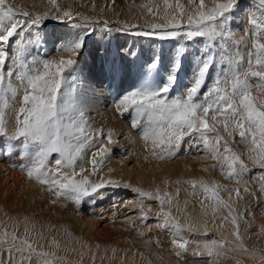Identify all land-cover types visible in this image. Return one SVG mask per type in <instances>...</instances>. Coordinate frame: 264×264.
I'll use <instances>...</instances> for the list:
<instances>
[{
    "label": "snow or ice",
    "instance_id": "snow-or-ice-1",
    "mask_svg": "<svg viewBox=\"0 0 264 264\" xmlns=\"http://www.w3.org/2000/svg\"><path fill=\"white\" fill-rule=\"evenodd\" d=\"M49 2L56 4V0ZM189 3L198 10L189 13L178 2L173 7L168 0H164V22L151 24V29L162 33V39L183 35L188 39L206 37L207 41L211 42H206L203 47L200 65L191 87L180 96L170 97L171 85L176 79L175 75L171 74L167 78L168 83L162 87H145L126 94L117 102L116 110L121 113H135L131 116L132 127L142 128V138L145 141L151 138L154 144L162 145L169 157L176 156L182 144H188L197 151L203 148L204 155L220 160L219 148L222 147L230 154L223 156L221 166L226 165L227 178L235 179L239 183L250 169L243 163L240 155L232 152L228 141L220 136L217 129L223 127L227 135L233 138L238 132L241 143H250L253 146L249 158L255 161L252 153H258L259 163L264 167V100L257 101L253 97V91L264 96V0H259V17L250 14L248 23L251 27H245L244 35L239 37L233 30L232 21L234 10L240 6V0H213L210 8L205 5L204 0H199L198 5L196 0H189ZM168 9H171V12ZM177 10L179 20L175 15ZM148 11L152 13V8L149 7ZM153 15L160 18L158 13ZM18 16L23 17V20L18 19ZM168 16H171V19H168ZM48 18L47 13L33 16L8 3V0H0V105L9 108V99H16L18 89H23L24 92L22 106L15 117L11 134L5 126L3 116L0 115V137H7L8 141L14 142L10 143V148L0 146V154L11 155L16 145L21 147L24 155L28 154L30 147L35 148V161L31 166L22 168L27 172L28 178H34L42 185H56L49 190L57 197L73 196L79 202L81 198L88 197L104 187L103 182L90 184L87 176L79 180L74 178L77 175V161L84 162L82 154L94 143L93 134L89 131L85 119L87 105L83 101L77 105L75 101V84L78 77L74 75V71L77 57L84 47V39L80 37L57 49L71 53L72 56L68 59L61 57L58 61L40 60L39 53L36 52L30 68L27 63L19 60V56L29 46L35 49L36 30ZM52 18L61 21L67 18L72 21L73 15L70 11H64L62 16ZM83 19L87 20L86 17ZM182 29L185 30L181 32ZM248 36L251 37V47L246 40ZM12 44L16 45L15 50L12 49ZM13 51L17 54L11 55ZM245 58L246 67L243 63ZM9 59L12 65L16 66L15 79L19 81L18 85L13 84L14 67L8 65ZM40 64L43 66L42 72ZM217 66L220 75L207 87L206 82L211 73L217 71ZM155 67V63L149 65L150 70ZM69 75L74 86L61 96L60 91L68 83ZM250 78H256L257 82L253 83ZM141 119L145 121L143 125ZM111 135L109 132V141ZM107 151V148L101 146V156ZM53 153L57 154L55 170L48 166L49 157ZM95 163L93 160L94 168ZM62 168L66 169L63 173ZM84 171L81 167L80 172ZM189 183L193 187V194H196V186L199 183L207 198L227 207L229 213L234 211L230 204L220 199L217 188H210L202 180ZM135 191L142 198L159 200L162 205L164 203L159 194L153 197L151 193L141 189ZM227 191L229 195L232 191L239 195L238 188ZM244 191L248 189L245 188ZM261 191H264V184ZM140 211L143 213V208ZM213 211L216 209L213 208ZM142 218L147 221L146 214ZM232 222L236 224L235 217ZM158 226L174 230V252L178 259H183V253L188 251L189 243L181 235L184 225L172 218L169 212H163L158 217ZM234 235L237 243L214 239L205 242L203 250H197L194 255H206L207 264H212L227 251H234L246 253L258 261V264H264V253L250 252L244 247L238 230ZM5 254L7 259L0 260V264H52L49 253L39 250L28 239L21 238L15 232H5L4 238L0 240V255Z\"/></svg>",
    "mask_w": 264,
    "mask_h": 264
},
{
    "label": "bare ground",
    "instance_id": "bare-ground-1",
    "mask_svg": "<svg viewBox=\"0 0 264 264\" xmlns=\"http://www.w3.org/2000/svg\"><path fill=\"white\" fill-rule=\"evenodd\" d=\"M89 1L92 2V0ZM97 1L100 2V4H98L99 7L97 11L99 14L101 13L100 15L102 17L109 18L113 13L116 14L115 18H111L109 20L106 19L108 23H110V25L116 24L115 28H112L114 30L117 29L116 26L119 25L118 23H114L112 21L117 20L119 11L121 13H125L122 16L126 19L137 21V24L141 25V20L147 19L148 17L146 15H153V13H158L160 18H157L156 15L154 16L156 17V19H159L160 22H164V0H159L156 4L150 3L148 2V0H133L132 2H129V5H125V7L123 6L122 1L120 2L119 0ZM82 2H84V0H82ZM177 2L183 5L184 10L189 13L198 10L194 9L190 5L189 0H168V3L173 7H175ZM204 3L207 7L210 8L213 5V0H204ZM196 4H199V0H196ZM109 5L111 10L106 11L105 7ZM149 7L152 8V13H149ZM132 11H138V15L135 16ZM168 11L171 12V9H168ZM30 14H32V12H30ZM175 15L177 20H179V10H177ZM236 16L237 13H235L234 19H238L236 18ZM244 17H240L241 19L239 18L238 22L240 21V23H245ZM82 18H85V16H80V19ZM18 19L23 20V17L18 16ZM89 19L94 20L93 18ZM168 19H171V16H168ZM248 21L249 18H247V22ZM246 26L251 27L249 23H247ZM110 33H114V31H111ZM117 35V37H119V40L117 41V43L115 41V44H117L118 46L121 45L120 47H118L116 50H113V48H110L105 44L106 41H102L101 44L93 43V46H96V51L95 56L89 59L90 64L82 65L80 63L78 65L77 60L74 71V75L78 77V80L75 84V101L77 105H79L81 101L86 103L87 107L85 109V113L89 115H98L100 114V104L98 103V101L101 99H104L101 101H105L106 99L109 100L111 97H113L114 99L112 101V104L110 105L112 109L103 116L99 115V119L104 120L102 124L106 126L105 129H102V132L106 138L109 134L107 132V129H109L110 131H116L118 127L121 128V126L116 127L110 125L105 121V119L102 118L104 117L108 119L109 117H116L118 113H120L116 110V105L120 100V97L122 98L133 90L140 88L148 87L157 89L159 87H162L165 85V80L171 74H174L176 77L175 84L176 87H179V91H176V93L170 91L169 96H180L185 92L187 88L191 87L196 77V73L200 65V55L203 51L205 43H211L210 41H207L206 37H197L191 39L193 43L190 46L181 44V39L178 36L174 39H164V44H157V47L162 48L164 51L170 50L173 58L171 60H164L161 67L156 66L155 68L150 70L149 65H152L157 61L156 56L151 55L152 53H145L147 52L146 47L140 49V52L143 54L145 53V56H138L137 50H139V48H137V46L139 41H136V39L133 37L134 35H132L128 31V29L118 31ZM236 35L240 36L238 34ZM107 36H109L108 38H115L113 37L115 35L111 37L110 34H108ZM124 36H127L129 38H123ZM25 39H27V36L25 37ZM43 39H45V43L46 45L48 44V46H50V43H53L48 32L45 34V37ZM70 40H66V42L69 43ZM246 40L248 46L251 47V37H246ZM196 41L199 42L198 47L200 50H198V53L192 51V47L197 45ZM34 43L35 46L36 44H38L36 34ZM12 49H16L15 44L12 45ZM25 51L29 52L28 56L23 53L19 56V60L27 63L30 68L32 57H34L37 52L36 47L35 49H33L31 46H29ZM31 51L33 52L31 53ZM16 54L17 53L15 51L11 53V55ZM62 57L65 58V56ZM129 57L133 59H130L129 62L125 63V65H129L128 67L130 69V72L127 73V76L130 79L127 80L126 77H123V79L121 78L120 80L118 75H116V73L118 72V63L120 61H127ZM60 58H47L45 57V55L40 53L38 57V59L40 60L47 59L56 61H58ZM69 58H71V56ZM7 63L9 66L14 67V75L12 77V81L14 85H18L19 81L15 79L16 66L12 65L11 59H9ZM243 63L246 67L247 58H245V61ZM94 66L100 75L97 78L96 82V85L98 86L96 95V85L93 84L91 86V89L87 86L86 83H81L84 75L87 78L90 77V74L87 73L86 70H92ZM171 66H173L175 69L171 68ZM39 68L42 72V64L39 65ZM119 68H122V66H119ZM106 69H108V71ZM67 71L68 70H66V72ZM139 71L140 75L138 78L137 76H133V74H139ZM6 74L7 73L5 70V75ZM218 75H220L219 66H217V71H213L211 73V76L206 82L207 87H210L212 85L215 77ZM250 79L253 83L257 82L256 78ZM106 80L110 81L107 82ZM175 84H172L171 88ZM78 85L80 87V91ZM73 86L74 85L72 84V77L71 75H69L68 83L62 87L60 95L63 96L64 92L69 91ZM100 87L103 90H101ZM110 92L112 96L110 95ZM23 94V89H18L16 99H9V108H5L3 107V105H0V115L3 116V120L9 134H11V132L14 130L15 117L18 113L19 107L22 106ZM89 96H92V98ZM253 97L257 101L264 100V96L259 95L257 91H253ZM142 123H145L143 119ZM89 131L93 134L92 138L94 140V143L90 148L85 149L84 153L82 154L84 162L81 163L79 160L77 161V175L74 178L79 180L82 177L87 176L90 184H99L103 182L104 187L98 189L96 193H93L88 197L81 198L79 202H77V200L73 196L57 197L53 191L49 190V188H55L56 185H50L47 183L42 185L34 178H28L27 172L25 170H22V168L31 166L35 161V148L30 147L28 149V154L24 155L21 147L19 145H16L12 149L11 155L0 154V240L3 239L4 232H15L21 238H26L33 242V244L36 245L39 250L49 253V259L52 261V264L196 263L198 260L194 258H191L193 260H190L187 256V258L184 256L183 259H178L174 252L173 242H168L166 240L165 236L162 233L163 228L159 226L152 230V234H145L142 237L138 236L139 238H135V235H131L129 233H121L119 235H115L107 231H102V233H98V231H96H100V229H98V222L95 221L92 216H89V213L87 214V212H85V207L95 208L97 205L96 202H101L104 199L109 198L108 195H118L120 193V189L117 188L115 189V191H113L111 187L113 185L121 183L122 185L126 184L129 186H134L136 189H141L144 192H149L153 195V197L159 194L160 197L164 200L163 205L159 200H149L148 198H145L148 202H156L155 209L159 217L163 212H169L172 218H174L180 224L184 225V230L188 233L186 240L189 241L191 249L194 250L190 251L193 253V255L197 250L203 249V245L205 242H210L214 239L225 240L231 243L234 242L233 244L237 243L234 235L237 230L244 247L253 249L254 253L257 254L264 253V237L263 240H261L262 243L260 245H255V243L254 245H248L246 235L249 233V227L247 228L245 226L247 224H245L244 226L241 225L239 227V221L242 220V210L245 209L243 208L244 206L247 208L248 214L246 217V222H249L250 220H259L261 218L259 214L264 212V191H261V186L264 183L262 180H252V178L243 176L241 179L242 184H250L252 193L248 194L247 191H244L245 188L242 187L243 189L239 190V195H237L235 191H232L231 195H229V192L227 190H235L236 188H225V183L223 182L224 180L222 178H214V173H212L214 171L209 174L208 172L210 171H208L207 168L211 167L210 164H194L192 162L194 158L192 157V152L190 153L189 149L191 148L188 144H182L181 149L179 150V152H177L176 156L169 157L167 150H164L163 146L159 143H156L154 148L159 149V151H161V154H154L156 156L153 158L154 160L147 163L139 160V156L137 155V146L134 147L132 144L128 148L129 156L133 154L134 156H132L134 158V161H138L133 165L130 164L129 166H127V162L125 160H122L124 159V157L121 155V148H117L118 162H115L114 164L111 163L107 168L102 169V171H104L103 174L100 175L99 172H95L101 170V166L99 165V163L103 161L109 162L111 160L110 146H108L109 144L107 145L103 142H100V130H95L94 127L91 126L89 128ZM219 134L221 137H223L224 140L228 141L229 146L234 145L235 142H233V137H229L227 135V132ZM237 134L238 132L235 133L234 136L236 137ZM125 135H127V137H125V143L135 144L139 141L135 139L132 142L134 136L133 133L126 132ZM10 143L14 142L8 141L7 137H0V146L10 148ZM95 143L98 146L101 144V146L107 148V153L101 156V153H98V151L90 152V149L94 146ZM240 144L242 145V148L236 146L234 150H232V152L240 155L243 163L247 165L250 170L253 169L252 171L256 169V173L258 172L259 177L262 178L264 174L261 175L258 171L262 170L263 168L260 166L258 153H252V155L256 158L254 161V159L249 158V152L253 146H251L250 143ZM152 145L153 142L151 146ZM156 146L158 148H156ZM95 152L96 154L93 155V153ZM219 152L221 154V159H213V162L217 163L221 170H225L222 174L228 181L235 182V179L227 178L226 173L228 169L226 165H224L223 167L221 166L223 156L229 155L230 153L225 152L222 147L219 148ZM161 156H163V158L160 159ZM56 158V153H53L49 157L48 166L53 170H55L57 167L55 165ZM155 158H157L156 161ZM248 159H250V162L252 163L251 165L249 164ZM93 160L96 161L95 168L92 164ZM121 160L122 162H119ZM81 167L85 169L83 173L80 172ZM199 170L204 171L199 172ZM64 171H66V169L62 168L61 173H63ZM68 174L71 175L70 172ZM193 180H196L198 182L202 180L210 188H217L219 190L218 194L220 199L227 204H230L234 211L229 213L227 207L218 205L216 201L207 198L199 183H197L196 186V194H193V187L191 183H189ZM110 181L118 183H110ZM148 182H150L151 186H148ZM208 195L210 196V194ZM245 195H247V197H245ZM53 201H55V203H53ZM99 205L101 206V204ZM213 208L216 209L215 212L213 211ZM91 210L92 209H90V212ZM258 210L259 212H261L257 213ZM94 214L96 213H93V215ZM233 217H235L236 219V224H233L232 222ZM173 231L174 230L172 229V232ZM85 232L90 234L96 241L90 240L87 242L85 240V237L88 234L85 235ZM262 234L264 235V232ZM88 239H90V237ZM232 240L235 241L232 242ZM106 241H111V246H107L105 243ZM183 254H187V252ZM197 256L198 255H196V257ZM6 259V254L0 255V260ZM222 259H225L226 261L225 255L219 260L213 261L212 264H224L222 263ZM240 261L243 264H245L246 262V264H258V261L254 260L250 255L240 258Z\"/></svg>",
    "mask_w": 264,
    "mask_h": 264
},
{
    "label": "rangeland",
    "instance_id": "rangeland-1",
    "mask_svg": "<svg viewBox=\"0 0 264 264\" xmlns=\"http://www.w3.org/2000/svg\"><path fill=\"white\" fill-rule=\"evenodd\" d=\"M120 2L122 1L123 6L125 7V5H129V2H132L133 0H127V1H123V0H119ZM147 1V0H146ZM159 0H148V2L150 3H158ZM8 3L12 4L13 6H15L16 8H19L22 11H27V12H32V15L35 16L37 14L43 15L45 13L48 14V19L44 20L42 22V24L40 25L39 29L36 30V36L38 39V44H36V51L40 54L45 55V57L47 58H52V59H56V58H60L62 56H65V59L69 58L70 56H72L71 53L69 52H63V51H58L57 49L60 48L62 45L67 44L66 40H70L74 41L80 37H83L84 39V47L81 49L80 55L77 57L78 60V65L81 63L82 65H89V59L92 58L93 56H95V51H96V46H93V43H98L101 44L102 41H106V45H108V47L113 48V50H116L118 47L117 44H115V41L117 43V41L119 40V37H117V32L118 29L119 30H126L128 29V31L134 35L133 37L136 39V41H139L137 48H139V50H137L138 56H145V53L147 54H151L153 56H156L157 61L155 62L156 66H160L163 64L164 60H171L172 57V53L171 51H164L162 48H158L157 44H164V39L161 38L162 33H160L158 30L154 31L151 29V24L153 23H162L159 21V19H156V17L154 15L148 14L146 15L148 18L145 20H141L142 21V25L141 24H137V21L131 20V19H126L125 17H123L122 15H124L125 13H121L120 11L118 12V18L115 21L112 22H116L118 23L119 26H116L117 29H112L115 28V25H110V23H108L107 20L111 19V18H115L116 14H112L109 18H104L102 17L99 13H98V7L100 4L99 1L97 0H92V2H90L89 0H84V2H82V0H56V4L53 5L49 2V0H8ZM18 4V6H17ZM93 7V8H92ZM137 7H141V6H137ZM93 10H92V9ZM106 11L111 10L110 9V5L105 7ZM126 9V8H125ZM64 11H70L73 15V20L69 21L67 18H64L62 21L61 20H57L55 18H52L54 16H62V13ZM133 14L136 16L138 15V11H132ZM98 13V14H97ZM235 13H237L236 18H240V17H244L245 23H240V21L238 22V19H233L232 21V25H233V30L236 34L243 36L244 32L243 29L245 27H247V18H250V14L251 15H256L257 17H259L260 15V8H259V0H240V6L234 10V15ZM77 14V15H76ZM80 16H85L87 18V20H84L83 18L80 19ZM93 18L94 20H90L89 18ZM103 18V19H102ZM107 19V20H106ZM241 19V18H240ZM50 24V25H49ZM186 24V23H185ZM246 24V25H245ZM49 25V26H48ZM250 28V27H249ZM185 29H182L181 32H183ZM111 31H114V33H110ZM27 32V31H26ZM49 33L50 38L52 39L53 43H50V46H48V44L46 45L45 43V39H43L45 37L46 33ZM108 34H110V36L115 37V38H108L109 36H107ZM141 34V35H140ZM31 35V34H30ZM132 37V36H131ZM145 37V38H144ZM181 39V44L183 45H191L193 43V41L191 39H188L186 37H184L183 35H179L178 36ZM239 37V36H238ZM123 38H129L127 36H124ZM177 38V37H176ZM169 39H174V38H169ZM133 41V40H132ZM168 42V41H167ZM197 45L192 47V51H195L196 53H198L199 49V45H198V41H196ZM13 45V44H12ZM144 47L147 48V52H145L144 54L140 52V49H143ZM46 51V52H45ZM33 51H31L32 53ZM25 55L28 56L29 52H24ZM134 57V56H133ZM132 60L133 58H128L127 61L125 62H119L118 65L122 66V68H119L118 66V72L116 73V75H118V77L123 79V77H126L127 80H129L130 78L127 76V73L130 72L129 69V65H125V63L129 62V60ZM29 60V59H28ZM88 62V63H87ZM171 68L175 69L173 66H171ZM93 70V73H92ZM90 70H86L87 73L90 74V77L87 78L85 75L83 76V79L81 81V83H86L88 87H90L92 89V85H96L97 82V78L100 76L98 71L96 70L95 66L93 67V69ZM108 71V69H106ZM139 74H133V76H137V78L140 75V71L138 72ZM131 76V77H133ZM110 78V77H109ZM107 82H109L110 80H106ZM120 82V81H119ZM176 82V79H175ZM168 83V79L165 80V84ZM175 84V83H174ZM79 87V85H78ZM95 95L96 92L98 91V86H95ZM101 89V87H100ZM103 90V89H101ZM79 91H80V87H79ZM93 91V90H92ZM171 91L173 93H176V91H179V87H176V84L171 88ZM110 95L112 96L111 92ZM92 98V96H89ZM121 99V97H120ZM104 100V99H101ZM99 100L98 103L100 104V114L96 115H89L87 113H85V119L88 122V129L93 126L95 130H100L101 133L102 129H105L106 126H104L102 124V122H104V120L99 119V115H104L106 113H108L112 107L110 106L112 104V101L114 100L113 97H111L109 100L106 99L105 101H101ZM96 101V100H95ZM109 102V103H108ZM135 115V113H129V112H123V113H118V115L116 117H109L104 118L106 122H108L110 125L113 126H121V128L118 127V129L116 131H110L109 129H107V132H111V141H109V139H107L104 134L100 135L101 133H99V136H101L100 138V142H103L105 144H109L108 146H110V161L106 162L103 161L101 163H99L100 167V171H96L95 173L99 172L100 175L103 174L102 169L107 168L111 163L114 164L115 162H118L117 158H118V151L117 148H121L122 150V156L124 157V159L127 162V166H129L130 164L133 165L135 164V162H137L138 160L134 161V158L132 155L129 156V152H128V148L133 144V146H137L138 149V153L137 155L139 156V160H142L144 163L147 162H151L153 161L154 157H156L154 154H161V151H159V149H155V145L153 143L152 144V139L150 138L148 141H145L142 138V128H133L132 124H131V116ZM141 124L143 125L144 123H142V119H141ZM127 130V131H126ZM219 133H224V129L223 128H219L217 130ZM126 132H130L133 133V140L132 142L137 139L139 140L137 143H125V137H127V135H125ZM113 136V137H112ZM233 142L234 145L229 146L231 150H234V148L236 146L241 147L242 145L240 144V137L237 134L236 137L234 136L233 138ZM112 146H111V145ZM114 145V146H113ZM96 146V147H95ZM98 147V148H97ZM147 148V149H146ZM156 148H158L156 146ZM94 149V150H93ZM195 148H191L190 153L192 152V157L194 158L192 160V162L194 164H210V168H207L209 174L214 173V178L219 177L222 178L225 183V188H238L239 190L243 189V188H247L248 191L247 193L250 194L252 193V188L250 186V184L248 183H244L242 184V181L240 180L239 183H237V181L235 182H231L228 181L226 179V177L222 174L225 170H221L218 166L217 163L213 162V159L210 156H206L204 155L203 152V148H200L199 151H197V149ZM101 150V144L98 146L96 143L94 144V146L90 149V152L93 151H98V153H100ZM156 151V152H155ZM196 151V152H194ZM245 151V148H244ZM93 153V155L96 154ZM194 152V153H193ZM132 156V158H131ZM136 157V156H135ZM163 157V156H161ZM160 157V159H161ZM100 160V157H99ZM119 161V162H122ZM157 160V158H155V161ZM133 161V162H132ZM106 162V163H105ZM249 164L251 165L252 163L250 162V159H248ZM215 165V167H214ZM261 166V165H260ZM205 170V169H204ZM203 170V171H204ZM253 169L249 170L248 172H246L243 176H247L249 178H252V180H262L264 183V176L261 178L258 175V172L256 173V169L254 171H252ZM202 170H199V172H203ZM259 174L263 175L264 174V167L262 168V170H258ZM149 183V184H148ZM148 186L150 184V182H148ZM107 185V184H106ZM111 186V185H109ZM243 187V188H242ZM112 190L115 191V189H120V193L118 195H113L110 194L108 195L109 198L104 199L101 202H96V207L95 208H88L85 207V212H87V214L89 216H92V218H94L95 221L98 222V229L96 230L98 231V233H102V231H107L111 234H115V235H119L121 233H129L131 235H135L136 237H142L145 234H152V230H154V228L158 227V213L156 211V207L155 204L156 202H148L146 200V198H142L139 193H137L135 191V187L134 186H129L126 184L122 185L121 183H118L117 185H113ZM123 190V191H122ZM245 197H247V195H245ZM247 199V198H246ZM151 200V199H149ZM101 204V206L99 205ZM98 206V208H97ZM88 208V209H87ZM143 208V213L140 211V209ZM242 210V215H241V221H239V227L241 225H245L248 228L249 233L246 235V239H247V244L248 245H260L262 242L261 240H263L264 235L262 234L264 232V220H260V219H264V212H262L261 214H259L260 219L259 220H250L249 222H246V217H247V208L244 206ZM262 208V207H261ZM96 213L93 215V213ZM264 209V207H263ZM262 209V210H263ZM257 212V211H256ZM261 212V211H260ZM259 210L257 213H260ZM91 213V214H90ZM147 215V221H145L142 216L143 215ZM96 218V219H95ZM245 219V220H244ZM163 235L165 236L166 240L168 242H173L174 239V231L172 232V229L170 228H163ZM7 232V231H6ZM5 233V232H4ZM9 234H11L12 232L9 231L7 232ZM88 234L87 232H85V235ZM182 238L184 240L187 239L188 233L185 232V230L181 233ZM90 237V239H88ZM138 237V238H139ZM4 238V235H3ZM169 238V239H168ZM177 239H179V237H177ZM85 240L88 242L90 240H94L93 237L88 234L85 237ZM30 241V240H29ZM96 241V240H94ZM187 241V240H186ZM235 240H232V242ZM31 242V241H30ZM189 242V241H188ZM33 244V242H31ZM107 246H111L112 242L111 241H106L105 242ZM234 243V242H233ZM34 245V244H33ZM36 247V245H34ZM106 246V247H107ZM188 247V251H194L193 249H191V246L187 245ZM246 249L250 250V252H254L253 249L249 248V247H245ZM203 250V249H201ZM187 254H183V256H187L189 257L190 260H193L191 258H194L196 260H198L196 263L194 264H207L208 262V257L205 256H197L193 255L192 252H188ZM232 252V253H231ZM225 259H222V263L224 264H237V261H239V264H241L242 262L240 261V258L242 257H247L248 254L246 253H241V252H234V251H227L225 254ZM227 255V256H226ZM234 255V256H233ZM237 256V257H236ZM249 256V255H248ZM186 257V258H187ZM233 261H232V260ZM189 260V261H190ZM195 260V261H196ZM231 260V261H230ZM77 261V260H76ZM228 261V262H227ZM77 263V262H75ZM247 263V262H246ZM245 263V264H246ZM243 264V263H242Z\"/></svg>",
    "mask_w": 264,
    "mask_h": 264
}]
</instances>
